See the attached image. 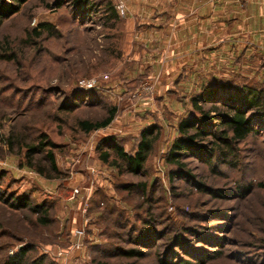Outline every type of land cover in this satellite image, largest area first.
<instances>
[{"label": "rangeland", "instance_id": "1", "mask_svg": "<svg viewBox=\"0 0 264 264\" xmlns=\"http://www.w3.org/2000/svg\"><path fill=\"white\" fill-rule=\"evenodd\" d=\"M1 1L16 4L15 0ZM112 1L115 4L117 0ZM121 1L127 7V0ZM125 15L119 14L122 19ZM205 22L198 21V38L219 43L238 39L237 48L241 49L244 37L226 33L207 36ZM40 23H49L56 35L44 32L34 38L31 31ZM221 25L207 27L214 30ZM217 29L212 33L221 31ZM125 32L123 37L110 38L112 32L102 24L101 13L84 9L74 0H25L17 13L2 20L0 171L4 176L0 183L7 191L28 193L33 202L46 201L54 219L45 227L31 221L25 224L26 210L11 212L0 207V247L6 248V252L0 248V259L20 243L32 242L33 252L45 253L52 264H160L159 255L166 253L171 236L190 227L216 238L201 242L186 233V240L200 248L195 250L199 255L177 247L168 258L170 262L180 257L199 264H264V189L256 186L245 196L237 194L240 183L264 179V132L241 143L238 166H222L221 174L212 173L194 158L186 160V169L195 179L207 187L227 190L224 197L200 192L185 180H170V166L164 160L177 134L176 124L189 109V95L209 72L220 77L235 75L240 82L263 86L264 76L253 74L242 57L228 61L230 48L229 54H220V61L213 54L211 60L219 66L204 58V68L198 69L197 43L185 53L190 45L136 44ZM237 48L233 56L239 52ZM5 54L14 58H2ZM91 78L96 80L92 88H77L79 80ZM90 90L98 91L103 102L82 104L70 113L59 110L73 91ZM109 104L117 106V113L107 127L89 134L74 129L76 119L103 117ZM149 124L159 126V137L146 174L119 175L101 164L94 151L101 137L115 135L126 150H132L140 130ZM40 132L57 145L54 156L61 175L44 177L26 167L25 148L15 143L8 146L6 141L12 133L30 141ZM34 162L47 165L43 153L35 154ZM139 181L147 183L148 192L152 190L151 206L143 205L139 194L118 189L122 183ZM147 205L155 217L153 225L163 235L140 243L127 231L140 228ZM119 213L123 228L114 225ZM75 240L82 243L79 251L69 248ZM94 244L137 249L142 255L129 257L120 255L119 250L104 253L94 249ZM59 250L65 252L60 257ZM212 251L218 252L213 254L215 258L199 262Z\"/></svg>", "mask_w": 264, "mask_h": 264}, {"label": "trees", "instance_id": "2", "mask_svg": "<svg viewBox=\"0 0 264 264\" xmlns=\"http://www.w3.org/2000/svg\"><path fill=\"white\" fill-rule=\"evenodd\" d=\"M74 1L78 6L83 5L84 9L101 13L102 24L112 32L109 34L110 38L116 37L118 39L121 36L123 37L125 20L119 16L112 0ZM15 2L16 4L0 2V25L4 18L17 13L25 0H15ZM31 32L34 38L40 37L44 32L48 36L56 35V31L49 23H40ZM2 58L12 60L14 56L5 54L2 55ZM236 78L235 75L220 77L209 72L199 86H194L193 93L189 95V109L178 120L176 124L177 134L164 154L165 163L170 166L168 173L170 180H185L195 186L200 192L208 193L213 197H224L228 194L225 189L210 188L195 179L189 170L186 169V160L194 158L206 164L212 173L221 174L222 166L226 168H236L238 166L241 143L249 138H258L264 132V86L240 82L241 80ZM101 101V95L98 91H73L59 105V110L64 113H70L82 104L101 103ZM116 113L117 106L115 104L106 105L103 117L98 119H76L73 124L74 129L80 133L89 134L105 128L113 121ZM158 137L159 126L149 124L140 130L137 142L132 150H126L122 139L109 134L97 141L94 151L103 166L114 168L119 175L131 174L139 176L146 174V164ZM6 141L8 146L13 147L15 143L19 147L25 148L24 165L26 167L36 170L44 177L51 178L61 175L54 156V150L57 145L51 139H48L46 134L40 132L32 140L26 141L25 136L12 133L7 137ZM38 153L44 154L47 165L34 162V155ZM3 176L4 171H0V178ZM256 186L264 189V179L256 183L250 180L240 183L237 194L245 196ZM118 189L139 194L138 196L143 200V205L146 203L152 204V190L150 189V192H148L146 182L122 183L118 186ZM30 197L28 193L18 194L13 191H7L2 188L0 183V207L3 210L11 212L26 210L28 218H24L25 224L31 221L36 226L45 227L50 225L54 219L50 215V205L46 201L33 202ZM147 207L140 228H131V231H127V234L132 236L133 240L140 243L146 242L147 238L153 235H163V232L156 229L153 225L155 217L150 212L151 207L148 205ZM124 224L121 221L120 214L118 219L114 221V225L123 228ZM186 233L193 235L201 242L214 241L215 239L213 238H216L207 235L203 230L183 227L171 236V243L168 245L166 253L159 255L158 262L160 264H199L180 257H177L172 262L168 259L175 254L173 248L177 247L183 251L191 252L194 256L196 253L199 255V252L195 251L198 247L186 240ZM93 247L97 251L104 253L119 250L120 255L129 257L142 255L140 250L123 249L118 247V245L105 247L94 244ZM0 248L6 252L5 247V249L3 247ZM34 248L32 242L20 243L15 250L5 253L3 258L0 259V264H52L45 253L35 254L33 252ZM201 252L203 253V250ZM214 253L218 254L217 251L209 252L204 256L205 258L201 257L199 262H202L203 259L204 262L215 258L216 256H213Z\"/></svg>", "mask_w": 264, "mask_h": 264}, {"label": "crops", "instance_id": "3", "mask_svg": "<svg viewBox=\"0 0 264 264\" xmlns=\"http://www.w3.org/2000/svg\"><path fill=\"white\" fill-rule=\"evenodd\" d=\"M126 2L125 33L126 38L129 35L131 42L148 45L157 43L190 45L185 53L192 44L197 43L198 69L204 68L201 60H211L215 54L214 59L220 61L222 59L220 54H229L228 48H230L228 61L242 57L253 74L264 76V41L261 35L264 0H127ZM200 18L206 21L204 31L207 36L226 33L227 36L244 37L240 41L243 43L241 49L237 48L238 39L237 41L233 38L226 39V43H219L213 39L198 38ZM211 23L222 24L218 29L216 28L221 31L212 33L216 29L207 27V24ZM202 44L206 45L202 46ZM235 47L239 52L233 56ZM211 61L210 65H220L218 61ZM207 63L209 65L208 61Z\"/></svg>", "mask_w": 264, "mask_h": 264}, {"label": "built area", "instance_id": "4", "mask_svg": "<svg viewBox=\"0 0 264 264\" xmlns=\"http://www.w3.org/2000/svg\"><path fill=\"white\" fill-rule=\"evenodd\" d=\"M115 7H116L117 12L120 15H125L126 7H125V4L121 0H117L116 1ZM261 35H262V39L264 41V16H263V25H262V28H261ZM95 83H96V80L94 78L82 79V80L78 81L77 88H79V89H89V88H92L95 85ZM1 164H3V162L0 159V165ZM74 192L77 193L78 189L75 188ZM81 247H82V243L79 240L72 241L70 243V245H69V248H70L71 251H79L81 249ZM62 253H65V252L59 250L57 252V256L60 257L62 255Z\"/></svg>", "mask_w": 264, "mask_h": 264}]
</instances>
